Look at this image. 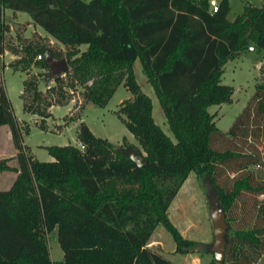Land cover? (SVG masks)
Returning a JSON list of instances; mask_svg holds the SVG:
<instances>
[{"label": "trees", "instance_id": "16d2710c", "mask_svg": "<svg viewBox=\"0 0 264 264\" xmlns=\"http://www.w3.org/2000/svg\"><path fill=\"white\" fill-rule=\"evenodd\" d=\"M0 0V125L7 124L17 165L0 158V170H16L0 189V264H178L148 246L158 223L188 253L196 241L183 236L168 214L169 205L190 172L215 186L229 223L227 264H254L264 251V176L249 164L264 159L251 136L264 133V83L226 131L216 126L209 106L231 100L233 87L221 81L224 64L248 49L264 50V5H248L230 21L228 0ZM5 9L26 12L31 22L65 45L63 55L45 42L9 46ZM81 44L86 47L80 49ZM8 49L19 56L14 69L48 68L44 51L64 57L68 69L45 89L39 75L23 79V108L45 127L54 104H66L69 87L80 84L87 100L104 106L123 83L131 96L118 108L147 160L138 166L107 137L80 121L74 143L47 145L51 159L29 153L21 124L1 84ZM38 53L43 54L37 58ZM142 70L161 102L175 140L152 114V99L136 80ZM47 71L45 72V75ZM222 146L214 144L215 139ZM228 142V145L226 143ZM232 170V183L222 180ZM249 191L262 194L251 204ZM56 229L63 258L50 256L47 234ZM200 253H206L200 250ZM212 254V253H211ZM206 264H223L213 254Z\"/></svg>", "mask_w": 264, "mask_h": 264}, {"label": "rangeland", "instance_id": "374dc122", "mask_svg": "<svg viewBox=\"0 0 264 264\" xmlns=\"http://www.w3.org/2000/svg\"><path fill=\"white\" fill-rule=\"evenodd\" d=\"M228 2L230 9L227 18L230 21L243 13L248 5L256 7L264 5V0H228ZM17 13L13 14L12 10L5 9L4 18L11 26L10 32L6 35L9 46H14L20 50L23 43L27 41H40L47 43L61 55L65 53V45L48 36L41 27L34 25L26 12ZM251 44L254 45V42H251ZM85 47L86 44L79 46L80 49ZM18 56V54L12 53L8 49L6 55L3 54L6 64L1 73V84L10 99L14 114L20 120L23 142L28 145L27 151L29 153L38 159L47 160L52 158L47 150V145L66 143L79 145L77 133L80 121H85L96 135L107 137L116 146L134 144L140 148L137 138L125 125L124 114L118 112L120 102L131 94L123 83L117 86L104 106L87 100L83 94L84 87L80 84L70 86L68 89L71 96L69 102L63 105L54 103L50 107V116L45 119V127H41L38 124L40 117L23 108L21 97L23 79L29 74L39 75V87L41 89H45L47 85L53 83L54 79H48L45 75L48 68L35 65H32L28 71L14 70L9 65V61L16 59ZM133 68L136 80L142 90L152 99V114L155 121L172 140H175V136L166 120L164 108L142 70L139 58L134 61ZM221 81L232 85L231 100L212 104L209 106V110L214 113V120L219 130L226 131L249 100L256 85L264 83V50L258 52L256 48L250 50L248 47L239 56L227 60L223 67ZM3 128L0 127V155H2L1 157H8L7 162L15 163L17 162L15 154L13 156L7 155L15 146L10 132L5 131ZM250 138L263 154L264 133H254ZM219 139L218 136L215 139L214 144L216 146H222V140ZM226 145H228V142ZM248 167L253 169L259 178L264 176L263 158L254 164H249ZM11 174L10 170H0V189L8 188ZM233 174L232 170L224 171L221 175L222 180L230 185ZM208 182L207 175L198 176L195 172H190L168 208V214L172 222L183 236L195 240L197 245L209 243L213 238V223L207 197ZM262 196V194L244 191L240 200H245L248 205L252 203L254 198L259 199ZM47 243L51 258L54 260L62 259L63 249L58 242L56 229L47 234ZM148 244L164 256L175 262L182 261L183 264H206L212 256L210 252L200 253L196 246L194 250L188 253L177 252L172 235L162 223L157 224ZM254 264H264V251Z\"/></svg>", "mask_w": 264, "mask_h": 264}, {"label": "water", "instance_id": "95a60500", "mask_svg": "<svg viewBox=\"0 0 264 264\" xmlns=\"http://www.w3.org/2000/svg\"><path fill=\"white\" fill-rule=\"evenodd\" d=\"M45 61L48 65L47 78L54 79L68 69V62L64 57H56L50 50L44 51ZM118 151L129 156L138 166L147 164V160L141 154L140 149L134 144L119 146ZM208 204L213 223V238L209 243L195 245L196 249L210 252L215 261L224 263L225 246L228 241L229 223L226 219V211L219 201L218 193L212 181L208 182ZM194 249V248H191Z\"/></svg>", "mask_w": 264, "mask_h": 264}, {"label": "crops", "instance_id": "0c3cea01", "mask_svg": "<svg viewBox=\"0 0 264 264\" xmlns=\"http://www.w3.org/2000/svg\"><path fill=\"white\" fill-rule=\"evenodd\" d=\"M4 13H5V11H4ZM16 14H18V13H16ZM40 34H42V33H40ZM49 36V35H48ZM51 37V36H50ZM52 38V37H51ZM6 51H7V49H6ZM6 51H5V53H4V55H6ZM11 57V56H10ZM129 96H131V94L129 95ZM19 120V119H18ZM20 121V120H19ZM6 124H2V125H0V127H4L3 129L5 130V131H9L10 132V129H9V126L7 125V126H5ZM11 135V134H10ZM16 148L14 147V149L13 150H11L7 155L8 156H13L15 153H16ZM1 156L2 155H0V158H1ZM14 158V157H13ZM12 158V159H13ZM10 165H13V166H16L17 165V162H15V163H11V162H8ZM5 170V169H4ZM6 170H8V169H6ZM11 171V176H10V181H9V184L11 185V183L13 182V180L15 179V177H16V175H17V171L16 170H10ZM6 182H7V180H6ZM9 185V186H10ZM8 186V187H9ZM148 246H149V244H148ZM150 247V246H149ZM178 264H183L182 263V261L180 262H177ZM185 264V263H184Z\"/></svg>", "mask_w": 264, "mask_h": 264}, {"label": "built area", "instance_id": "2783aa9c", "mask_svg": "<svg viewBox=\"0 0 264 264\" xmlns=\"http://www.w3.org/2000/svg\"><path fill=\"white\" fill-rule=\"evenodd\" d=\"M209 4H210V7H211V11H212V12H216V11H217V8H218L217 0H209ZM249 49H250V50H253L254 48H253L252 45H249ZM43 53H44V52H43ZM42 55H43V54L38 53V54L36 55V57H37V58H41ZM79 146H80V147H83L84 145H83L81 142H79Z\"/></svg>", "mask_w": 264, "mask_h": 264}]
</instances>
